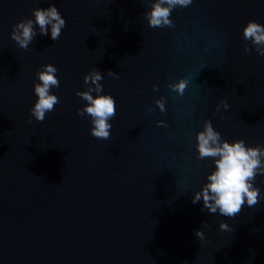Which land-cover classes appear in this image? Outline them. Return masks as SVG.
Instances as JSON below:
<instances>
[{
	"label": "water",
	"instance_id": "95a60500",
	"mask_svg": "<svg viewBox=\"0 0 264 264\" xmlns=\"http://www.w3.org/2000/svg\"><path fill=\"white\" fill-rule=\"evenodd\" d=\"M50 4L66 20L59 40L36 25L19 48L13 25ZM150 10L145 0H0V264H264V175L259 203L235 217L192 203L215 170L197 158L206 120L230 143L264 146V57L243 38L249 21L264 25V0H193L164 28L149 26ZM47 64L60 102L39 122L30 109ZM95 68L100 94L116 100L107 140L77 112ZM180 79L182 96L167 87Z\"/></svg>",
	"mask_w": 264,
	"mask_h": 264
},
{
	"label": "clouds",
	"instance_id": "9594fccd",
	"mask_svg": "<svg viewBox=\"0 0 264 264\" xmlns=\"http://www.w3.org/2000/svg\"><path fill=\"white\" fill-rule=\"evenodd\" d=\"M151 4V10L144 13L145 18L152 28L174 27V22L170 16L177 7H188L193 0H145ZM34 20L27 18L13 25L11 39L15 41L19 48L28 50L37 36L36 25L39 27V34L47 36L49 30L51 39L58 41L62 29L66 26V20L55 4H50L48 8H34L32 10ZM243 38L254 46L256 53L264 57V25L252 20L243 29ZM252 48L246 43L244 52L251 54ZM41 71L36 73L40 83L34 86V92L38 100L30 109L31 116L36 121L43 122L46 114L54 111V106L60 102L57 95L51 94L52 88L60 87V80L56 73L58 69L52 65H42ZM109 76L118 78V73L111 70L107 72ZM104 78L97 69H93L84 77L86 91H77L76 95L86 101L83 108L77 110L81 117L87 114L91 118L93 127L91 135L96 139L107 140L111 136L113 125L109 122L114 119L117 113L116 100L112 95H101L103 85L100 83ZM189 81L180 79L178 83H169L167 87L173 92L182 96ZM153 90L157 91V86L153 85ZM93 92L97 93L94 97ZM166 97L155 100V105L163 113L166 109ZM221 107L225 110L229 108L227 101H223L216 106V115ZM153 112V108L148 109ZM224 119V117H221ZM29 124L32 120L29 119ZM158 127H168L165 121H156ZM198 159L212 158L215 163V170L207 176V182L203 184L200 191H197L192 203L203 202V210L209 214H216L226 217H235L242 207L247 204L253 207L259 203L260 189L255 185L257 175H264V146H246L244 140L228 142L224 140L221 133L215 130L212 121L206 120L204 128L197 134ZM204 228L209 227L207 222ZM222 231H233L229 224L221 222L219 225ZM196 237L204 240L202 229L195 230Z\"/></svg>",
	"mask_w": 264,
	"mask_h": 264
}]
</instances>
